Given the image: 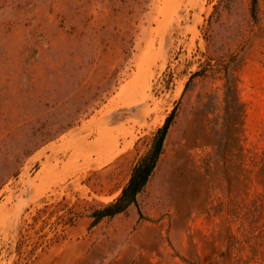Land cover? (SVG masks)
Segmentation results:
<instances>
[{"label": "rangeland", "instance_id": "rangeland-1", "mask_svg": "<svg viewBox=\"0 0 264 264\" xmlns=\"http://www.w3.org/2000/svg\"><path fill=\"white\" fill-rule=\"evenodd\" d=\"M257 16L250 0H0V264H264V0ZM174 108L146 219L62 226L59 202L119 194Z\"/></svg>", "mask_w": 264, "mask_h": 264}, {"label": "trees", "instance_id": "trees-1", "mask_svg": "<svg viewBox=\"0 0 264 264\" xmlns=\"http://www.w3.org/2000/svg\"><path fill=\"white\" fill-rule=\"evenodd\" d=\"M257 9L258 0H250V14L252 20L256 24L258 23ZM193 76L194 75H192L189 80H191ZM175 113L176 108L166 117L163 125L157 129L147 149L133 166L128 181L112 201L89 205L76 202L71 206L67 205L68 202H66L67 204L59 202V207L55 213L60 211L67 215L65 219L63 218L65 215L60 217L61 220H64L63 222L61 221L62 226H73L84 212H86V217L90 219L87 229L91 230L104 220L112 219L117 215L126 213L131 207L136 208L138 222L146 219L140 207L139 196L144 191L158 165ZM48 207V205H45L44 209L47 210ZM53 213L54 211L50 212L49 217H51Z\"/></svg>", "mask_w": 264, "mask_h": 264}]
</instances>
